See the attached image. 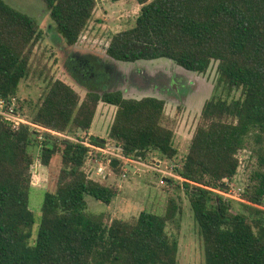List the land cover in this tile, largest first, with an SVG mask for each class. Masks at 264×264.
I'll return each instance as SVG.
<instances>
[{
	"label": "trees",
	"instance_id": "1",
	"mask_svg": "<svg viewBox=\"0 0 264 264\" xmlns=\"http://www.w3.org/2000/svg\"><path fill=\"white\" fill-rule=\"evenodd\" d=\"M43 1L58 34L75 46L97 0ZM136 1L141 10L134 27L113 35L106 49L111 60L167 59L198 74L218 63L216 91L204 105L188 154L174 169L189 195L205 264H264V0ZM42 37L35 18L0 0V101L18 96ZM100 103L117 108L109 139L125 158L147 162L155 151L168 160L178 156L164 101L106 91L90 92L81 102L69 85L51 81L31 117L24 105L18 111L32 124L75 140L44 133L40 142L31 125L14 129L0 119V264H178L179 243L168 232L181 214L175 198L165 215L141 212L129 221L106 222L87 212L86 196L109 206L118 195L85 171L91 148L81 133L89 136ZM250 136L256 165L249 184L242 201L225 198L216 190L229 192ZM89 142L107 143L93 136ZM55 160L60 172L46 191L35 233L34 169L50 168ZM111 167L118 172L126 165Z\"/></svg>",
	"mask_w": 264,
	"mask_h": 264
},
{
	"label": "rangeland",
	"instance_id": "2",
	"mask_svg": "<svg viewBox=\"0 0 264 264\" xmlns=\"http://www.w3.org/2000/svg\"><path fill=\"white\" fill-rule=\"evenodd\" d=\"M5 2L35 18L43 32L42 39L34 49L30 74L21 81L18 96L12 100L15 109L24 105L23 111L27 117H31L32 112L37 110L49 83L53 80H60L69 85L79 95L81 102L90 92L102 94L117 90L122 91L127 99L141 100L152 97L165 102L166 120L174 131L173 144L178 148L179 154L174 160H168L155 151L147 162L136 161L139 163L127 162L112 155L118 151L109 139L117 108L104 103L98 105L89 136L106 140L104 147L106 151H99L98 149L102 148L92 145L89 136L81 133L86 144L96 147H90L91 152L86 161L85 171L91 179L107 186H114L118 190V195L109 206L86 196L87 212L102 215L106 222L117 219L129 221L138 217L141 212L165 215L169 199L175 198L181 208V214L176 217L175 222L168 224V232L179 243L178 264H205L204 246L189 195L181 186L182 180L174 169L188 154L191 139L201 121L204 105L216 91L218 63H213L207 73L198 74L186 71L167 59L140 61L138 64L111 60L106 55L111 38L118 32L134 27L140 14L141 6L136 0L115 3L110 0H97V9L88 28L73 47H69L58 34L43 0ZM85 60L90 65H94L92 62L101 61L102 63H99L109 74L114 72L115 65L120 68V72L123 69L126 73L128 68L137 64V67L146 68L151 73L158 71L169 73L175 80L171 77L169 80L165 79V84L161 83L156 89L142 88L138 85L126 86L124 83H114L110 80L103 82L100 80L105 84L101 83L98 86V83L85 76L86 67L81 64V61ZM237 94H233V97L240 96V93ZM246 143L247 147L240 153L241 166L238 175L229 185L228 194L231 196H240L241 190L243 191L249 184V170L256 165V159L253 157V150L256 148L254 136L247 138ZM114 161H120L123 165L130 164L137 170L132 172L122 168L117 172L111 167ZM60 168V160H55L50 168L37 165L34 169L30 206L35 216V233L39 229L46 191L55 187Z\"/></svg>",
	"mask_w": 264,
	"mask_h": 264
},
{
	"label": "flooded vegetation",
	"instance_id": "3",
	"mask_svg": "<svg viewBox=\"0 0 264 264\" xmlns=\"http://www.w3.org/2000/svg\"><path fill=\"white\" fill-rule=\"evenodd\" d=\"M101 62V61H99ZM98 61L92 62L94 65H90L86 60L81 61L82 66H85L86 68L84 69L85 71V76L89 77L94 83H98V86L106 80H110L111 82H119L120 84L124 83L126 86H135L138 85L140 87H151V88H157L160 86L162 83L163 85L165 84V79H174L172 75L164 74L162 71L158 72H148L146 68H139L137 67V64H133L129 70H126V73L124 72L123 69H121L122 72H120V68L117 67L116 65L114 66V72L109 74L107 72V69L101 66V63ZM98 63V64H97ZM96 64V65H95ZM112 70V69H111ZM154 73V74H153ZM102 80V82L100 81ZM175 80V79H174ZM102 84H105L102 83ZM106 86V85H105ZM107 87V86H106ZM175 87V85L173 86ZM118 91V90H117ZM110 92H116V91H110ZM122 92V91H120Z\"/></svg>",
	"mask_w": 264,
	"mask_h": 264
},
{
	"label": "built area",
	"instance_id": "4",
	"mask_svg": "<svg viewBox=\"0 0 264 264\" xmlns=\"http://www.w3.org/2000/svg\"><path fill=\"white\" fill-rule=\"evenodd\" d=\"M13 104H14L13 101H11L10 103H7L4 100L0 101V119L6 120L7 122H9L13 126L14 129H18L21 125H31L32 127H34L38 131V133H39V141L40 142L43 141V135L42 134H44V133H51L52 135H56V136H59V137H64V138H68V139H71V140H75V139L67 137V136H65L63 134L55 133V132L50 131V130L44 128V127L32 124L29 119H27L23 114H21L18 111V109H15L13 107ZM83 144L84 145H88L85 142H83ZM88 146L92 147V148H96V147H94L92 145H88ZM99 148H102V149H98L97 148L101 152L102 151H106L104 147H99ZM116 152L117 153L114 152L115 154H112V155L115 156V158H119V159L125 160L127 162L139 163V162H136L135 160H129V159L125 158L119 151H116ZM179 179L182 180L181 177H179ZM228 193L229 192H226V193L225 192H220L219 194L224 196L225 198L242 201L241 196H238V195L231 196Z\"/></svg>",
	"mask_w": 264,
	"mask_h": 264
},
{
	"label": "water",
	"instance_id": "5",
	"mask_svg": "<svg viewBox=\"0 0 264 264\" xmlns=\"http://www.w3.org/2000/svg\"><path fill=\"white\" fill-rule=\"evenodd\" d=\"M118 164V161H114L113 163H112V166H116ZM126 168H127V170H129V171H132V172H136V168L134 167V166H132V165H126ZM227 189H229V187H227Z\"/></svg>",
	"mask_w": 264,
	"mask_h": 264
},
{
	"label": "crops",
	"instance_id": "6",
	"mask_svg": "<svg viewBox=\"0 0 264 264\" xmlns=\"http://www.w3.org/2000/svg\"><path fill=\"white\" fill-rule=\"evenodd\" d=\"M112 107H114V106H112Z\"/></svg>",
	"mask_w": 264,
	"mask_h": 264
}]
</instances>
